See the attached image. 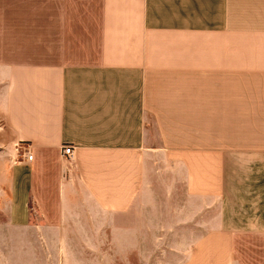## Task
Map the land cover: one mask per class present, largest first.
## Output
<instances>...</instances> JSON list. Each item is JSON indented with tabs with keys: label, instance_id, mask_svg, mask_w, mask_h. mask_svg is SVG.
I'll return each mask as SVG.
<instances>
[{
	"label": "crops",
	"instance_id": "crops-1",
	"mask_svg": "<svg viewBox=\"0 0 264 264\" xmlns=\"http://www.w3.org/2000/svg\"><path fill=\"white\" fill-rule=\"evenodd\" d=\"M0 119L15 264H264V0H0Z\"/></svg>",
	"mask_w": 264,
	"mask_h": 264
},
{
	"label": "rangeland",
	"instance_id": "rangeland-1",
	"mask_svg": "<svg viewBox=\"0 0 264 264\" xmlns=\"http://www.w3.org/2000/svg\"><path fill=\"white\" fill-rule=\"evenodd\" d=\"M10 149L12 152H15L17 157H24L23 153L25 152V146L22 144L12 146V144L6 138L3 123L0 119V162L5 157H11ZM4 221H6V217L4 213L0 212V264H15L13 254L11 253V247L5 242L7 230L3 227Z\"/></svg>",
	"mask_w": 264,
	"mask_h": 264
},
{
	"label": "built area",
	"instance_id": "built-area-1",
	"mask_svg": "<svg viewBox=\"0 0 264 264\" xmlns=\"http://www.w3.org/2000/svg\"><path fill=\"white\" fill-rule=\"evenodd\" d=\"M63 154L67 157L71 158L74 154V147L73 146H65L63 147ZM23 156L28 160L32 161L34 158V155L32 153L31 147L29 145H25V152L23 153Z\"/></svg>",
	"mask_w": 264,
	"mask_h": 264
}]
</instances>
